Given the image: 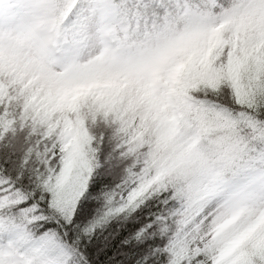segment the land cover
<instances>
[{
	"label": "snow or ice",
	"instance_id": "snow-or-ice-1",
	"mask_svg": "<svg viewBox=\"0 0 264 264\" xmlns=\"http://www.w3.org/2000/svg\"><path fill=\"white\" fill-rule=\"evenodd\" d=\"M0 264H264V0H0Z\"/></svg>",
	"mask_w": 264,
	"mask_h": 264
}]
</instances>
